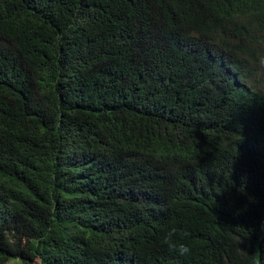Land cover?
<instances>
[{"label": "trees", "instance_id": "1", "mask_svg": "<svg viewBox=\"0 0 264 264\" xmlns=\"http://www.w3.org/2000/svg\"><path fill=\"white\" fill-rule=\"evenodd\" d=\"M12 259L264 264V0H0Z\"/></svg>", "mask_w": 264, "mask_h": 264}, {"label": "clouds", "instance_id": "2", "mask_svg": "<svg viewBox=\"0 0 264 264\" xmlns=\"http://www.w3.org/2000/svg\"><path fill=\"white\" fill-rule=\"evenodd\" d=\"M239 53L236 54V58H238ZM175 235V228L169 229L168 233L164 237V243L167 245L168 249L171 252H175L180 256H187L191 249L187 244L177 243L173 237Z\"/></svg>", "mask_w": 264, "mask_h": 264}, {"label": "rangeland", "instance_id": "3", "mask_svg": "<svg viewBox=\"0 0 264 264\" xmlns=\"http://www.w3.org/2000/svg\"><path fill=\"white\" fill-rule=\"evenodd\" d=\"M7 264H21L19 259H12Z\"/></svg>", "mask_w": 264, "mask_h": 264}]
</instances>
